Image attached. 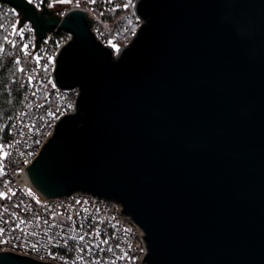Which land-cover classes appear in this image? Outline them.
Listing matches in <instances>:
<instances>
[{"label":"water","instance_id":"95a60500","mask_svg":"<svg viewBox=\"0 0 264 264\" xmlns=\"http://www.w3.org/2000/svg\"><path fill=\"white\" fill-rule=\"evenodd\" d=\"M42 38H74L57 82L80 85L28 168L44 195L118 200L148 264H264V0H139L145 22L114 56L82 10L6 0ZM0 264H54L10 250Z\"/></svg>","mask_w":264,"mask_h":264},{"label":"built area","instance_id":"2783aa9c","mask_svg":"<svg viewBox=\"0 0 264 264\" xmlns=\"http://www.w3.org/2000/svg\"><path fill=\"white\" fill-rule=\"evenodd\" d=\"M27 1L38 12L48 8L60 18L59 24L69 12L84 11L91 19L94 36L110 47L114 56L145 22L137 11L139 0ZM116 10L120 12L115 17L104 19ZM119 19L125 20L124 28L116 25ZM113 21L108 29V22ZM133 23L136 31L120 45L119 38ZM73 38V32L58 26L39 38L33 23L23 20L21 10L0 0V69L13 65L16 72L11 90L23 92L19 108L0 126V193L6 194L0 198V251L54 264H148L144 260L149 253L146 232L123 211L118 200L83 190L47 196L38 190L28 171L59 121L78 111L80 85L62 87L56 75L57 59ZM35 192L43 199L38 200Z\"/></svg>","mask_w":264,"mask_h":264},{"label":"trees","instance_id":"16d2710c","mask_svg":"<svg viewBox=\"0 0 264 264\" xmlns=\"http://www.w3.org/2000/svg\"><path fill=\"white\" fill-rule=\"evenodd\" d=\"M119 12V10L111 12L105 16L104 19H112ZM116 25L118 27L124 28L125 20L119 19L116 22ZM131 31L132 29L128 30L123 36L119 38L120 45L126 44L127 40L131 36ZM15 72L16 68L11 64H6L0 69V126L2 121L8 115L14 113L19 108L23 97V92L20 88H14L11 90V87H13V76H15Z\"/></svg>","mask_w":264,"mask_h":264},{"label":"snow or ice","instance_id":"6c2138e0","mask_svg":"<svg viewBox=\"0 0 264 264\" xmlns=\"http://www.w3.org/2000/svg\"><path fill=\"white\" fill-rule=\"evenodd\" d=\"M89 2L90 3H95L96 2V0H89ZM21 35H22V33H20ZM27 46H25V48H26ZM117 51H119V49H117ZM39 58H37V60H38ZM17 63H19L18 61H17ZM20 71H23V69H20ZM3 151V149H2V146H0V152H2ZM3 155L6 157L7 156V153H3ZM0 170H2V169H0ZM13 195L15 194V193H12ZM31 194V193H30ZM4 197H6V194L5 193H0V198H4ZM5 211H7V209H5ZM21 223H23V221H21ZM17 227H18V225H17ZM3 231V229H0V232H2ZM80 240H84V236H80ZM103 243H107V241H104ZM123 258V257H122Z\"/></svg>","mask_w":264,"mask_h":264},{"label":"rangeland","instance_id":"374dc122","mask_svg":"<svg viewBox=\"0 0 264 264\" xmlns=\"http://www.w3.org/2000/svg\"><path fill=\"white\" fill-rule=\"evenodd\" d=\"M113 24H114V21H113V22H108V24H107V28H108V29L111 28ZM131 29H132V31H131V36H132V35L134 34V32L136 31V29H137V25H136L135 23H133ZM131 36H130V37H131ZM117 53H118V51L116 52V54H117ZM35 196H36V198H37L38 200H42V199H43V197H42L38 192H35Z\"/></svg>","mask_w":264,"mask_h":264}]
</instances>
